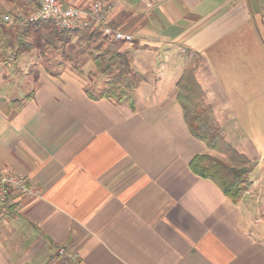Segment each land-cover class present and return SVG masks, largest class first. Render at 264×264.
Returning <instances> with one entry per match:
<instances>
[{
	"label": "crops",
	"instance_id": "1",
	"mask_svg": "<svg viewBox=\"0 0 264 264\" xmlns=\"http://www.w3.org/2000/svg\"><path fill=\"white\" fill-rule=\"evenodd\" d=\"M59 2L86 9L96 0ZM110 23L134 37L102 38L144 78L129 98L100 97L107 79L91 90L70 63L43 68L23 99L0 94L8 108L21 102L11 112L0 105V172L42 193L0 220V264H264V153L248 142L260 173L238 202L193 173L195 157L223 156L193 137L177 87L200 60L196 77L220 125L230 129L240 110L250 130L264 129V0H116ZM8 36L4 55L17 43L41 55ZM79 46L68 48L71 60L95 67L92 49Z\"/></svg>",
	"mask_w": 264,
	"mask_h": 264
},
{
	"label": "trees",
	"instance_id": "2",
	"mask_svg": "<svg viewBox=\"0 0 264 264\" xmlns=\"http://www.w3.org/2000/svg\"><path fill=\"white\" fill-rule=\"evenodd\" d=\"M7 1L18 2V0ZM11 29L15 30L19 38L23 35L30 39L29 44L21 42L22 48L29 51L43 50L47 46L56 44L71 47V39L78 33H81L80 40L85 42L79 46L81 51L82 49L86 51L87 48L92 49V46L101 45L100 43L103 42L101 33L58 31L51 22L34 23L26 27L12 26ZM93 61L98 72L108 77L100 97L123 101L144 82V78L133 70L131 60L119 53L104 52ZM199 64V60H191L178 80V101L183 108L185 121L193 137L224 157L199 155L191 161L190 167L197 176L213 181L231 200L238 202L248 187L255 165L247 155L227 142L222 127L216 123L212 106L207 102L206 93L196 77ZM18 103L21 104V102L15 104L18 106ZM0 105L10 112L13 109V107L8 108V105L1 100Z\"/></svg>",
	"mask_w": 264,
	"mask_h": 264
},
{
	"label": "rangeland",
	"instance_id": "3",
	"mask_svg": "<svg viewBox=\"0 0 264 264\" xmlns=\"http://www.w3.org/2000/svg\"><path fill=\"white\" fill-rule=\"evenodd\" d=\"M0 1H6L9 4H11L10 1H7V0H0ZM14 5L16 6L17 2H14ZM15 6L9 7L8 9L3 8V6L0 7V47H4L8 45L9 32L13 34L15 38L19 39V37L17 36L18 34L15 32V30L11 29V26L6 24L3 21L4 15L8 14L9 12H13L17 9L19 10L22 9V7H18V6L15 7ZM79 36H81V33L75 34L73 36L75 43L73 42V44H71L72 42L71 41L70 42L71 46H74V44H76L77 46L81 45V43L85 44L84 41L77 39ZM20 39H21V42L22 41L26 42V40H28V38L23 35H21ZM77 40L79 42H77ZM102 43H100L101 45L97 44L95 46H92V50L90 52L93 54L94 58L102 55L104 52H107V53L109 52L106 49L108 46L107 45L103 46ZM68 48H70V46L68 47L64 46L63 48V45L61 44L47 46L45 49L42 50V52H40L41 55L37 54L36 52H31L27 54L22 53V51L19 49L18 43L16 44V47H14L13 50L8 49L6 51V55L3 54L2 52L3 49H1L0 50V63L5 64V65L3 66L4 68L2 67L0 68V72H5V73L9 72L8 84H10V86L8 84L7 86H3V87L0 86V94H2L4 90H8L9 91L8 93H3L2 95H9V94L14 93L16 97H19V99H23L28 93L33 91V88L36 87L34 79L38 77V75H40V73L43 71V68L45 69L48 67L51 71L57 72L59 69V66H61L62 64L64 65L66 64L67 66H69V63H70V65L73 68L74 66H76L77 68H81V70H84V72L87 73L89 76L88 85L91 90L94 89L95 85L97 84L101 85L102 82L105 80V78L106 79L108 78L106 76H103L105 78L100 77L102 75L98 72L96 66L93 67L92 60H80V61L71 60L73 53ZM56 50H59V52L57 53ZM61 52H62V55L65 56V59L69 58V60H61V56H60ZM109 53H112V52H109ZM113 53H117V52L113 51ZM88 61L90 62L88 63L87 66L84 67L83 65H85ZM92 69L94 70L95 73L90 71ZM2 79L5 80L2 73H0V84H2V82L6 83L5 81H2ZM2 85H5V84H2ZM15 91L17 92L15 93ZM10 99H13V98H10ZM5 101L7 104L10 103V101H7V100ZM16 106L17 104H13L12 105L13 109ZM243 109L246 111V108H243ZM233 114H234V117L236 118L235 121L233 120L232 117L227 118L228 114H225L226 116L225 118H227V125H229L230 129H228L227 126L225 127L226 129L223 128L218 122L219 119L217 118L218 119L217 120L215 118L216 123H218L222 127L223 132L225 133L227 142L230 143L232 146H234L239 152L245 155H247V151L249 150L248 142H250L251 146L255 150L254 154L260 157V155L264 153V129L250 130V128L248 127V123H247L248 121L247 112H240L239 110L238 112H235ZM213 115L214 117H216L214 113ZM226 132H229L230 135H227ZM229 139L234 141L235 144ZM236 143L238 145H236ZM241 143L243 145H241ZM242 149L245 151L243 152ZM247 156L249 157V155ZM223 157H220V158H223ZM250 161L256 166L257 160L254 161L250 159ZM260 164L262 168H264V162ZM255 168L256 167H254V169ZM255 170L256 171L253 170L252 172L253 173L252 178L253 176L255 177L259 175L260 167H258ZM250 184H251V176L249 178L248 187ZM248 187L246 191L249 190Z\"/></svg>",
	"mask_w": 264,
	"mask_h": 264
},
{
	"label": "built area",
	"instance_id": "4",
	"mask_svg": "<svg viewBox=\"0 0 264 264\" xmlns=\"http://www.w3.org/2000/svg\"><path fill=\"white\" fill-rule=\"evenodd\" d=\"M38 6L31 10H15L3 16L11 27H26L39 22H51L58 31L96 32L114 42L134 41V37L115 28L110 23V14L116 0H96L90 8L63 7L59 0H36ZM41 191L29 184L25 176L11 172H0V220L25 199H39ZM60 254H66L65 249ZM74 259L78 256L72 254Z\"/></svg>",
	"mask_w": 264,
	"mask_h": 264
}]
</instances>
